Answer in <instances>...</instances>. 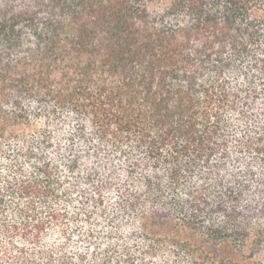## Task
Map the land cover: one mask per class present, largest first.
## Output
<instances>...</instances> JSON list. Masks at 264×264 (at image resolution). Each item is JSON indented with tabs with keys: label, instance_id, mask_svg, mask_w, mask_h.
<instances>
[{
	"label": "trees",
	"instance_id": "1",
	"mask_svg": "<svg viewBox=\"0 0 264 264\" xmlns=\"http://www.w3.org/2000/svg\"><path fill=\"white\" fill-rule=\"evenodd\" d=\"M0 264H264V0H0Z\"/></svg>",
	"mask_w": 264,
	"mask_h": 264
}]
</instances>
